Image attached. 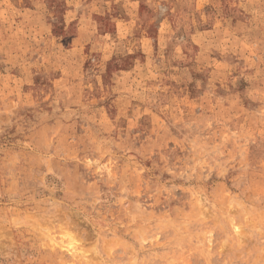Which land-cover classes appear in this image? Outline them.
<instances>
[{
    "label": "rangeland",
    "instance_id": "obj_1",
    "mask_svg": "<svg viewBox=\"0 0 264 264\" xmlns=\"http://www.w3.org/2000/svg\"><path fill=\"white\" fill-rule=\"evenodd\" d=\"M0 264H264V0H0Z\"/></svg>",
    "mask_w": 264,
    "mask_h": 264
}]
</instances>
